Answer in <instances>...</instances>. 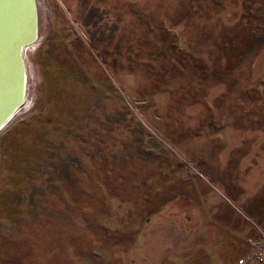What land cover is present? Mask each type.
<instances>
[{
    "label": "rangeland",
    "instance_id": "374dc122",
    "mask_svg": "<svg viewBox=\"0 0 264 264\" xmlns=\"http://www.w3.org/2000/svg\"><path fill=\"white\" fill-rule=\"evenodd\" d=\"M89 3L25 53L0 264H153L162 230L161 264H264V0Z\"/></svg>",
    "mask_w": 264,
    "mask_h": 264
},
{
    "label": "water",
    "instance_id": "95a60500",
    "mask_svg": "<svg viewBox=\"0 0 264 264\" xmlns=\"http://www.w3.org/2000/svg\"><path fill=\"white\" fill-rule=\"evenodd\" d=\"M35 0H0V129L25 99V53L38 41Z\"/></svg>",
    "mask_w": 264,
    "mask_h": 264
},
{
    "label": "flooded vegetation",
    "instance_id": "af4514ba",
    "mask_svg": "<svg viewBox=\"0 0 264 264\" xmlns=\"http://www.w3.org/2000/svg\"><path fill=\"white\" fill-rule=\"evenodd\" d=\"M35 3H36L38 26H39V33H38L39 38H41L40 27H41L42 19H44L47 16V11L51 12L52 10L53 12L52 9L54 8L53 4L55 7L56 6L60 7L65 12L66 15L68 14V11L73 10L72 3H74L76 7V8L74 7V9L76 10L75 12H77L78 17L81 18L83 12L85 15L86 14L88 15L89 13L91 17L94 16L92 8L89 6L90 5L89 0H35ZM102 14H103V6L101 3L99 8V17H101Z\"/></svg>",
    "mask_w": 264,
    "mask_h": 264
},
{
    "label": "crops",
    "instance_id": "0c3cea01",
    "mask_svg": "<svg viewBox=\"0 0 264 264\" xmlns=\"http://www.w3.org/2000/svg\"><path fill=\"white\" fill-rule=\"evenodd\" d=\"M155 227L157 226L155 225ZM152 235H155V233H153ZM160 235H161V239H158L156 237L149 245L150 250L153 249L157 251V255L151 261L153 264H161L162 262L164 263L165 258L169 256L168 253L172 252L169 245L168 236H166V239L164 237L165 236L164 230L161 231ZM184 250L185 248L182 242L180 244H177L176 256L178 257H182V255L184 256L185 254ZM134 251H137V249H134Z\"/></svg>",
    "mask_w": 264,
    "mask_h": 264
},
{
    "label": "bare ground",
    "instance_id": "6f19581e",
    "mask_svg": "<svg viewBox=\"0 0 264 264\" xmlns=\"http://www.w3.org/2000/svg\"><path fill=\"white\" fill-rule=\"evenodd\" d=\"M38 43V42H37ZM37 43H35V44H33V45H30V47H29V49L27 50V51H29V50H31V49H34L35 48V46L37 45ZM27 99H26V97H25V99L22 101V103L15 109V111L13 112V114H12V116L9 118V120L1 127V129L2 128H4L15 116H17L18 114H20L21 112H23L24 111V108L26 107V105H27ZM1 129H0V131H1Z\"/></svg>",
    "mask_w": 264,
    "mask_h": 264
},
{
    "label": "built area",
    "instance_id": "2783aa9c",
    "mask_svg": "<svg viewBox=\"0 0 264 264\" xmlns=\"http://www.w3.org/2000/svg\"><path fill=\"white\" fill-rule=\"evenodd\" d=\"M245 261V259H241L240 261H239V263H243Z\"/></svg>",
    "mask_w": 264,
    "mask_h": 264
}]
</instances>
